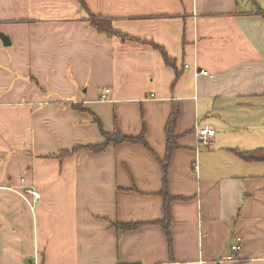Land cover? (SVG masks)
Instances as JSON below:
<instances>
[{
  "label": "crops",
  "instance_id": "1",
  "mask_svg": "<svg viewBox=\"0 0 264 264\" xmlns=\"http://www.w3.org/2000/svg\"><path fill=\"white\" fill-rule=\"evenodd\" d=\"M255 151L264 0H0V264H264Z\"/></svg>",
  "mask_w": 264,
  "mask_h": 264
},
{
  "label": "trees",
  "instance_id": "2",
  "mask_svg": "<svg viewBox=\"0 0 264 264\" xmlns=\"http://www.w3.org/2000/svg\"><path fill=\"white\" fill-rule=\"evenodd\" d=\"M91 19V24L92 26L99 31L100 33H105L109 36H115L118 37L120 40L122 41H126V40H133V38H130L116 30L113 29L111 23L109 21H105V20H99L96 19L94 16H90ZM133 41H138V40H133ZM156 49H159L158 47H156ZM163 55V60L165 62L166 65L169 66H173V60H171L163 51V49H159ZM176 117H177V111L173 110V112L171 113L169 119H168V124H167V128H166V133H167V141H168V145H167V153H166V160L163 164V190H162V197L164 200V211H165V219L162 222V225L164 227V230L166 231V233L168 234V227H169V221H170V214H169V205H170V199L167 195L166 192V177H167V163H168V159L169 156L174 148V145L172 144V139H173V129H174V125L176 122ZM102 136L104 139V142L101 144H95V145H89L84 147L85 149L91 151V152H100L102 150H104L108 145L110 144H120V143H132V144H141L143 146H145L147 148V145L144 141L143 138V133L141 136L137 137V138H128L125 137L123 135L120 134V132H114L112 134H106L102 132ZM67 153H65L66 155ZM241 157L244 160L247 161H260V160H264V151H255L252 153H246V154H241ZM121 229L125 228V229H130L133 226L130 225H125V226H119ZM169 246H170V240L168 241Z\"/></svg>",
  "mask_w": 264,
  "mask_h": 264
},
{
  "label": "built area",
  "instance_id": "3",
  "mask_svg": "<svg viewBox=\"0 0 264 264\" xmlns=\"http://www.w3.org/2000/svg\"><path fill=\"white\" fill-rule=\"evenodd\" d=\"M187 68V67H185ZM198 75H205L207 76V72L200 71L197 73ZM109 93V90L106 89L104 91V94L101 96L102 100H105L107 97V94ZM215 132L213 130H208V129H201L197 133V139H198V144L203 147H207L210 145L211 139L214 137ZM27 193L31 194L33 196L34 200L39 199V194L36 192L32 191H27ZM240 238L236 239V244L231 246V255H229L226 260L227 261H235L236 260V254L240 251V246H239Z\"/></svg>",
  "mask_w": 264,
  "mask_h": 264
},
{
  "label": "water",
  "instance_id": "4",
  "mask_svg": "<svg viewBox=\"0 0 264 264\" xmlns=\"http://www.w3.org/2000/svg\"><path fill=\"white\" fill-rule=\"evenodd\" d=\"M3 42H4V40H3Z\"/></svg>",
  "mask_w": 264,
  "mask_h": 264
}]
</instances>
